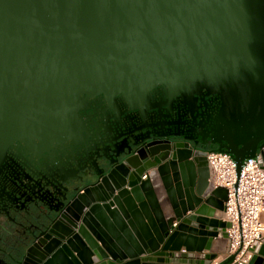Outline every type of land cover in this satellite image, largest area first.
<instances>
[{
    "label": "water",
    "instance_id": "water-1",
    "mask_svg": "<svg viewBox=\"0 0 264 264\" xmlns=\"http://www.w3.org/2000/svg\"><path fill=\"white\" fill-rule=\"evenodd\" d=\"M155 89L237 174L264 162V0H0V147L78 139L99 105L147 108ZM192 147L145 143L7 264H209L226 189H198L206 152ZM253 250L248 264H264V240Z\"/></svg>",
    "mask_w": 264,
    "mask_h": 264
},
{
    "label": "flooded vegetation",
    "instance_id": "flooded-vegetation-1",
    "mask_svg": "<svg viewBox=\"0 0 264 264\" xmlns=\"http://www.w3.org/2000/svg\"><path fill=\"white\" fill-rule=\"evenodd\" d=\"M151 104L147 108L129 109L99 105L85 116L86 130L78 139L41 148L21 142L0 147V264L12 261L15 249L34 236H42L57 220L66 204L65 176L74 169L86 168L103 175L97 150L114 159L113 167L123 161L114 153H127L126 157L137 154V150L142 153L145 143L152 145L158 139L189 142L192 148L205 152L217 145L210 129L199 133L184 130L181 117L175 112L181 104L164 98L160 90L152 91ZM202 106L214 110L211 105ZM202 110L200 107L199 111ZM207 124L202 120L199 126ZM120 167L122 170L123 166Z\"/></svg>",
    "mask_w": 264,
    "mask_h": 264
},
{
    "label": "built area",
    "instance_id": "built-area-1",
    "mask_svg": "<svg viewBox=\"0 0 264 264\" xmlns=\"http://www.w3.org/2000/svg\"><path fill=\"white\" fill-rule=\"evenodd\" d=\"M205 158L208 185L226 189L222 217L228 222L224 255L209 264H217L229 256L232 259L227 264H248L254 247L264 240V162L259 161L258 155L246 157L237 174L235 159L228 151L210 149Z\"/></svg>",
    "mask_w": 264,
    "mask_h": 264
},
{
    "label": "rangeland",
    "instance_id": "rangeland-1",
    "mask_svg": "<svg viewBox=\"0 0 264 264\" xmlns=\"http://www.w3.org/2000/svg\"><path fill=\"white\" fill-rule=\"evenodd\" d=\"M114 154L116 155L115 157L120 161L123 160L127 155V153ZM96 158L101 166L102 174L108 172L112 167L114 159L103 156L98 150ZM98 177L99 173L94 172V170H92L91 168L81 170L74 169L70 174L63 178L66 184V194L63 197L64 202H68L76 194L80 187H84L86 185L96 182ZM56 212H58V210ZM19 247V253H21L22 250L25 249L26 244H22Z\"/></svg>",
    "mask_w": 264,
    "mask_h": 264
},
{
    "label": "crops",
    "instance_id": "crops-1",
    "mask_svg": "<svg viewBox=\"0 0 264 264\" xmlns=\"http://www.w3.org/2000/svg\"><path fill=\"white\" fill-rule=\"evenodd\" d=\"M208 172H209V169H208V166H207L206 161H205V163H203V165L198 167V178L200 180V186L198 187V189H201L203 187L205 181L207 180ZM220 212H221L220 218L223 219L222 210ZM262 219L264 220V213L262 214ZM78 240L80 241V243L82 245H85L84 242L80 238H78ZM226 246H227L226 235L225 236H218L214 239L213 248L217 252L216 258L221 259V257L224 255ZM83 251H84V253L88 252L87 246L84 248Z\"/></svg>",
    "mask_w": 264,
    "mask_h": 264
},
{
    "label": "trees",
    "instance_id": "trees-1",
    "mask_svg": "<svg viewBox=\"0 0 264 264\" xmlns=\"http://www.w3.org/2000/svg\"><path fill=\"white\" fill-rule=\"evenodd\" d=\"M212 149H218V145L213 146Z\"/></svg>",
    "mask_w": 264,
    "mask_h": 264
}]
</instances>
